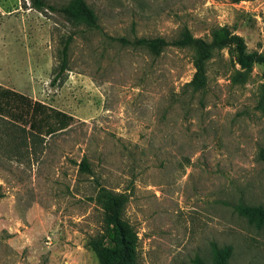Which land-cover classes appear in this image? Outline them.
<instances>
[{
    "label": "rangeland",
    "instance_id": "obj_1",
    "mask_svg": "<svg viewBox=\"0 0 264 264\" xmlns=\"http://www.w3.org/2000/svg\"><path fill=\"white\" fill-rule=\"evenodd\" d=\"M85 1L99 31L0 0V87L74 119L33 141L20 107L0 115V264H98L89 243L106 237L109 194L125 200L138 264H209L213 244L232 246L231 264H264V224L234 210L264 206V67L215 50L192 93V50L111 39L225 28L264 55V0Z\"/></svg>",
    "mask_w": 264,
    "mask_h": 264
},
{
    "label": "trees",
    "instance_id": "obj_2",
    "mask_svg": "<svg viewBox=\"0 0 264 264\" xmlns=\"http://www.w3.org/2000/svg\"><path fill=\"white\" fill-rule=\"evenodd\" d=\"M33 9L42 12L50 10L64 17L73 24L83 25L90 30H100L98 17L94 10L85 0H72L63 6H52L45 0H29ZM73 37L69 36L64 41L60 52V66L58 76L67 70L69 46ZM121 46H148L156 54L164 48L174 47L177 49H190L193 51V66L195 69L192 80L186 85L194 92H202L206 89V64L215 50L232 46L236 50L238 65L245 73L251 71L255 64L264 67V55L257 52H248L243 38L233 34L228 29L219 28L212 31L210 40L195 38L188 29H184L179 37L174 40L164 38H135L133 41L126 37L112 38ZM243 73V72H241ZM20 107L18 119L28 127V133L33 141L42 139L44 136H52L67 129L73 122V117L59 110L51 108L41 102L32 101L27 96L0 87V115L14 113L8 111L13 107ZM258 158L264 162V147L259 151ZM81 167L88 170L85 163ZM125 200L116 194H109L105 214V224L108 232L106 237L93 239L90 247L96 254L98 264H138L135 251V235L131 226L123 216ZM235 212L250 222L257 225L264 224V206L238 204L234 206ZM233 248L230 245L219 247L212 245V254L209 264H231ZM193 264H208L199 257L193 260Z\"/></svg>",
    "mask_w": 264,
    "mask_h": 264
}]
</instances>
